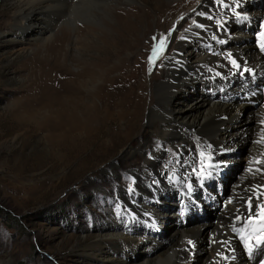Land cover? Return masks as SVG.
I'll return each mask as SVG.
<instances>
[{
  "label": "rangeland",
  "instance_id": "374dc122",
  "mask_svg": "<svg viewBox=\"0 0 264 264\" xmlns=\"http://www.w3.org/2000/svg\"><path fill=\"white\" fill-rule=\"evenodd\" d=\"M110 1H117L114 6L121 10L136 6L147 8L149 13L144 23L138 22L131 34H126L122 42L118 41L125 47L118 43L109 47L111 64H122L113 74L117 81L116 89L113 85L116 107L111 108L110 114L101 115L98 123L84 132L50 125V98L54 89L50 88V78L41 61L47 59L48 46L62 31L70 32L64 52L68 51L66 66L71 72H79L83 63L100 57V50L95 47L97 39L112 23V17L103 13L104 5L93 0L70 5L71 9L68 8L56 23L52 38L38 27L23 37L16 33L0 34V264H86V255L100 236L109 228L123 231L122 225L130 220L126 210L119 207V188L130 189L132 168L141 167L150 149L159 145L156 129L147 128L148 110L156 103L155 85L166 79L168 60L177 51V43L185 37L189 43L181 52V60L189 67L205 66L200 76L207 81L196 79L181 89L175 101H179L177 106L199 103L203 99L204 102L244 100L247 110L232 130L233 141L238 145L224 154L219 172L211 171L203 176H212L221 185V192L213 193L215 205L202 213L190 212L185 219L181 213H173L163 224L157 225L153 236L163 247H168L170 235L178 228L216 221L232 188L247 168L245 160L257 133L256 113L263 96L264 71L250 69L254 76L246 75L245 79L240 78L241 72H227L220 77L206 76L205 72H213L218 61L233 66L230 51L253 46V32L262 18L250 14L263 11L264 0H249L243 6L247 12H234L231 33L242 30L245 35L222 41L223 50L218 53L213 51L215 41L202 37L198 30L203 24L198 22L196 13L204 0H161L160 9L153 0ZM217 1L231 4L233 0ZM22 6L19 0H0V23H10ZM240 15L246 23H236ZM214 21L218 24L221 18L215 17ZM80 29L95 30L89 40L93 46L91 51L79 50L76 42ZM162 37L164 45L159 44ZM150 56L154 61L152 65ZM121 60L123 62H119ZM227 75L230 81L225 84V91L220 92L221 88L213 84ZM215 77V82H211ZM98 84L99 79L93 78L84 90L89 91ZM61 132L70 137L59 139ZM138 148L142 151L134 157L127 154ZM165 150L168 151L165 159L177 155L170 146ZM262 153L264 155V151ZM115 162H118L117 174L106 172ZM255 165L259 164L255 162ZM181 191L179 186H171L162 190L151 203L163 212H175L176 194ZM130 195L132 198L140 196L132 192ZM148 228L142 219H136L128 225L127 231L136 235ZM212 230L213 227L206 226L203 247ZM144 254L132 256V261ZM208 254H199L196 264H205Z\"/></svg>",
  "mask_w": 264,
  "mask_h": 264
},
{
  "label": "bare ground",
  "instance_id": "6f19581e",
  "mask_svg": "<svg viewBox=\"0 0 264 264\" xmlns=\"http://www.w3.org/2000/svg\"><path fill=\"white\" fill-rule=\"evenodd\" d=\"M19 1L23 6L14 14L11 22L0 23L1 35L16 33L17 36L23 37L38 27L45 29V36L52 38L56 23L64 17L69 6H76L83 0ZM93 1L104 5L103 13L112 17V23L107 25L95 45L96 49L100 50L101 56L83 63L79 72H71L66 66V61L69 59L68 51L64 52L70 32L62 31V34L55 37L48 46L47 59L41 61L46 68V75L50 78V88L54 89V94L52 93L50 98V125L56 129L68 126L74 131L87 130L98 123L101 115L110 114L111 108L116 107L114 86L116 89L117 81L113 78V74L122 64L119 66L117 63L111 64L108 49L113 44L116 45L119 40L122 42L124 36L131 34L140 22L144 23L149 13L147 8L141 9L136 6L129 10H121L114 6L117 1L115 3L110 0ZM153 1L160 9L162 1ZM248 2L249 0H233L231 4H227L219 3L217 0H204V5L196 13L198 22L203 24L198 26V30L202 37L210 39V42L215 41L213 47L215 53L223 50L222 41L233 36L239 39L245 35L242 30L231 33L233 28L231 21L235 11L239 13L246 11L243 6ZM250 15L264 19V10ZM215 17H220L221 22L217 24L214 21ZM261 29L262 23L259 26V30ZM94 33L95 30L92 29H80L76 42L79 50L83 52L92 50L93 46L89 40ZM188 43L187 37L177 43V51L168 60L166 79L155 85L157 99L154 106L148 110L147 128L156 129L159 145L150 149V155L146 157L141 167L132 168L131 191L119 188L118 196L121 199L118 204L121 209L126 210L130 222L122 225L123 231L109 228L100 236L90 254L86 255V264H196L198 255L204 252L209 253L205 264H252L251 260L245 257L246 246L242 242L240 245L238 241L239 232L234 229L241 218L249 216L246 210V202L249 198L253 200L254 211H259L256 208L257 204H264V194H261L264 193V188L258 187L264 185V175L256 171V169H264V165L261 163L255 165L257 160H264L262 153L264 93L256 113L257 133L254 134L252 150L245 160L247 168L232 188L216 221L213 223L204 221L194 227L178 228L170 235L168 247H163L153 236L157 225L163 224L165 218L173 213L177 215L178 210L163 212L157 205L153 206L152 199H158L162 190L175 185L181 188V192L188 191L207 173L219 172L220 165L224 163V154L238 145L233 141L235 135L232 130L247 110V101L244 100L239 102L205 100L204 102L203 99L199 103L177 106L179 101H175L181 89L186 88L196 79L207 81L206 77L200 76L204 73L205 66L189 67L181 60V52ZM118 44L122 45L120 42ZM230 52L233 60L242 68L264 71V55L255 48L254 44L249 48L232 49ZM125 61L129 62V59ZM229 65L224 61H218L214 65L213 72L207 71L205 75L216 74L220 77L227 72H240L236 67ZM93 78H98L99 84L85 91V85ZM216 78L211 82H215ZM225 79H229V75ZM225 79H221L220 82ZM65 133L61 132L58 135L59 139L70 137ZM167 146L174 148L177 155L165 159ZM141 151V148L131 149L127 154L134 157ZM117 167L118 162H115L106 172L116 175ZM130 192L140 196L132 198ZM136 219H142L149 228L142 234L133 235L127 231V227ZM206 226L213 227V234L206 241V247H203L205 241L203 233ZM243 236L247 238V235ZM189 241L192 243L189 244ZM140 252L145 253L139 258L140 261L139 259L132 261L131 257L137 253L136 257H139ZM255 264L260 263L255 262Z\"/></svg>",
  "mask_w": 264,
  "mask_h": 264
},
{
  "label": "snow or ice",
  "instance_id": "6c2138e0",
  "mask_svg": "<svg viewBox=\"0 0 264 264\" xmlns=\"http://www.w3.org/2000/svg\"><path fill=\"white\" fill-rule=\"evenodd\" d=\"M153 39L155 40L156 37H153ZM164 43H165V38L162 37L159 41V44L164 45ZM161 51H163V48H161ZM155 55H156V46H154V48H153V56H155ZM153 63H154L153 58H152V56H150L149 57V64L152 65ZM232 64L234 67H236L241 72V74H243V72H245V71H248L247 69L242 68V66L240 64H238L235 60H232ZM150 70H151V68H150ZM262 140H264V137H262ZM201 155H203V153H201ZM256 163H258V164L264 163V161L257 160ZM249 171H252V169H249ZM256 171L261 172V174L264 175V169H256ZM258 187L264 188V185H259ZM130 191H131V189H130ZM261 194H264V193H261ZM246 203H247V209L246 210L249 213V220L258 217L261 222H264V204H257L256 208H258L259 211H254L253 210V200L251 198H249ZM261 240H264V236L257 237L258 243ZM191 243H192V241H189V244H191ZM245 246L248 248V251L251 253V251H252L251 246L248 244H246ZM225 258H227V257H225ZM260 264H264V260L260 261Z\"/></svg>",
  "mask_w": 264,
  "mask_h": 264
}]
</instances>
